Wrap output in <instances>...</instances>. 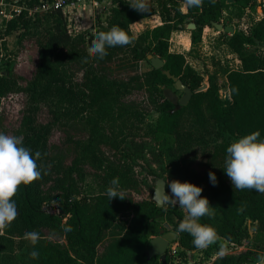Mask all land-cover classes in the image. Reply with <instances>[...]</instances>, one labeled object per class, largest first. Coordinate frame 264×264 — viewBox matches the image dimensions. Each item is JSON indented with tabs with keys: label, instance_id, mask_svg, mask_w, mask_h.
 I'll list each match as a JSON object with an SVG mask.
<instances>
[{
	"label": "trees",
	"instance_id": "16d2710c",
	"mask_svg": "<svg viewBox=\"0 0 264 264\" xmlns=\"http://www.w3.org/2000/svg\"><path fill=\"white\" fill-rule=\"evenodd\" d=\"M26 1L34 5L40 0ZM114 1L119 7L113 9L102 32L115 26L133 35L131 25L154 14H159L163 23L147 26L132 44L107 48L108 55L104 59L88 57L86 34L72 36L60 10L35 15L25 10L5 28H1L0 22V50L5 51L8 50L5 38L14 30L41 27L36 32L39 61L26 87L28 99L21 130L23 146L31 150L33 158L37 151L41 153L37 164L42 172L41 179L31 185H21L13 198L18 216L5 229V234L0 235V264H85L86 259L91 264H171L169 255L166 260L159 256L149 259L147 255L151 239L161 234L159 217L163 213L173 220L179 233L176 241L180 253L189 255L198 251L193 237L178 230L185 216L179 205L165 203L159 207L153 199L135 200L129 196V192L142 183L134 166L139 157H145L144 152L150 145L148 140L178 134L182 115L186 113H189L190 130L184 132V136L188 142L181 150H170L169 178L202 187L201 196L208 198L216 215L202 217L200 223L211 225L219 238L241 242L245 232L251 234L255 224L254 242L264 243V194L256 190H235L224 170L227 147L232 142L256 131L260 133L258 139L264 140V15L249 25L248 32L242 28H236L232 34L224 32L228 35V48L241 61L239 68L227 72L226 97L212 76L210 85L198 90L204 84V76L188 62L184 53L173 52L169 47L172 33L186 30L190 23L196 24V28L190 29L192 47H195L206 26L222 22L224 10L247 8L255 0H236L233 4L227 0L214 3L203 0L199 7L189 6L186 0H151L150 13L136 11L125 0ZM183 4H187L186 12L182 10ZM183 42L189 46V37ZM121 53L131 55L135 64L143 61L142 71L129 79L111 77L107 65ZM152 53L165 59L163 68L152 65L148 59ZM86 57L87 63L84 62ZM72 65L83 72V80L78 84L70 70ZM163 69L170 70L193 90L188 104L176 111V105L167 98L163 88L175 81ZM146 88L151 92L148 100L126 99L133 91ZM19 89L14 60L0 58V106L6 94ZM43 107L50 115L47 123L39 118ZM153 109L159 115L148 121ZM56 125L88 135L75 140L76 156L71 164L66 163L65 150L50 144V134ZM142 126L149 139L139 138L141 134L137 131ZM102 145L117 149V155H109ZM87 165L99 172L103 185L95 195L76 197L73 190L67 194L46 192L45 186L55 176L66 177L62 187L72 189L73 181L86 179ZM210 172L216 174L215 186L210 182ZM151 174L154 173L151 171ZM114 178L119 180L124 199L109 200L107 189ZM163 178L168 177L163 175ZM74 191L80 193L77 187ZM242 204L245 210L241 213L238 208ZM125 215H129L130 220H124ZM65 228L71 230L65 231ZM114 228L117 232L111 233ZM44 229L65 236L70 247L41 238ZM27 232L39 234L35 245L24 238ZM33 250L39 253L38 258L30 256ZM260 256L257 250L237 255L219 254L209 264H242L244 260L258 261Z\"/></svg>",
	"mask_w": 264,
	"mask_h": 264
},
{
	"label": "rangeland",
	"instance_id": "374dc122",
	"mask_svg": "<svg viewBox=\"0 0 264 264\" xmlns=\"http://www.w3.org/2000/svg\"><path fill=\"white\" fill-rule=\"evenodd\" d=\"M263 5V0H255L248 9H237L235 7L228 8L224 15V21L226 24L233 25L235 28H244L245 25L249 26L264 15ZM152 19L153 20L147 21L142 20L141 24L131 25L132 33L136 38L145 30L147 25L156 24V18ZM188 25L186 30H176L172 33L169 43L170 50L173 52L184 53L188 62L204 76V84H206L207 87L210 85V76L214 77L221 88L223 95H225L228 90L227 72L232 69H237L241 65L239 56L231 52L226 44L228 35L224 34V31H220L214 26H208L204 28L200 42L195 47H192L190 41V45L187 47L182 41L189 34L191 35ZM137 28H140L141 32H138ZM40 29L41 27L31 28L30 30L20 28L6 36V46L8 50L5 51L3 49L5 54L3 58H6L7 53L8 55L10 54L8 58L14 60L15 73L18 76L21 89L10 92L2 98L0 106V133L23 137L21 125L28 99L26 87L33 78L39 61V39L36 32ZM143 65V61L139 64H135V60L132 59L131 55L121 53L107 65V73L113 78L129 79L137 72H141ZM70 70L75 83H80L83 80V72L79 71L75 65H72ZM163 88H172L180 98L184 95V90L177 89L174 83L168 85L165 84ZM150 93V90L147 88L135 90L130 93L126 99L137 101L148 100ZM158 115L159 112L153 109V111L148 114L147 120H155ZM39 118L44 123L49 121L50 115L47 108L43 107L41 109ZM188 123L189 113H186L182 115L179 133L160 140H156L154 137H146L144 126L138 129L137 132L141 134L139 138H150V140H148L150 145L144 152L145 157H139L137 164L134 166V171L139 176V179L142 180V183L138 189L131 190L129 196L135 200L153 199L157 180L160 177L165 175L168 177L167 182L170 183L172 181L171 178H169V171L172 166L169 152L171 149L181 150L183 146L187 145L186 143L188 140L184 136V132L190 130ZM87 136V134L77 133L76 131L68 129L62 125H56L53 127L50 134V144L53 148L59 147L65 150L68 155L66 163L71 164L76 156L75 140L80 137L87 138ZM102 148L111 156L117 155V149H113L108 145H102ZM86 169V179L77 183H74L73 181L72 189H64V187H62V183L66 177L55 176L53 181L45 186L46 192L48 194L66 192L67 194L73 190V195L76 197L95 195L103 187L102 182L98 177L99 172L90 165H87ZM151 171L155 175L151 174ZM227 181L229 184L233 185L228 176ZM75 187L79 188L80 193H75ZM169 190V193H171V189ZM123 218L124 220H130L129 215H125ZM159 221L161 223L159 228L163 229L165 228L164 224L169 223L171 229L177 231L173 225V220L169 218L167 213H163L159 217ZM255 227L256 225L253 224L251 227V234L248 231L245 232L241 242H231L224 238H219L217 243L212 244L205 249L199 248L192 256L186 255L185 253L181 254L180 245L175 240L174 242L178 243L176 251L179 255L177 262L173 261L172 258L174 256H171V264H189V261H193L194 264H209L216 256L221 254V245L225 246L226 254L237 255L257 250L261 256H264V243H255L253 239V230ZM116 230L117 228H114L110 232H117ZM43 234L44 235L41 236V238L51 240L62 247H70L65 236L53 234L49 229H44ZM170 250L173 252L174 249L172 246ZM84 263L91 264V261L86 259L84 260ZM242 264H257V261L244 260Z\"/></svg>",
	"mask_w": 264,
	"mask_h": 264
},
{
	"label": "clouds",
	"instance_id": "9594fccd",
	"mask_svg": "<svg viewBox=\"0 0 264 264\" xmlns=\"http://www.w3.org/2000/svg\"><path fill=\"white\" fill-rule=\"evenodd\" d=\"M133 9L141 13L151 12V0H125ZM189 6H202L203 0H186ZM214 3L215 0H212ZM135 35H129L121 28L113 26L109 31L100 32L88 48V57L104 59L107 48L127 46L135 41ZM88 57L84 62H88ZM233 91H238L233 89ZM259 131L247 134L227 147L225 160V172L232 181L235 190H256L264 194V140L258 139ZM41 153L36 152L35 158L31 150L23 146V137L0 133V235L18 216V209L13 199L19 192L21 185H31L42 178V172L38 168L37 160ZM46 174V173H45ZM210 182L215 186L218 183L216 174L209 173ZM165 203L172 206L179 205L185 211V216L179 224L180 232H187L193 237V243L197 248L205 249L219 240L217 231L211 226L200 223L202 217L214 218L215 208L211 206L207 197H202L201 186L191 182L179 180L164 181ZM111 187L107 189L109 200L125 195L119 188L118 178L111 181ZM166 188L171 189L169 193ZM245 210L242 204L238 212ZM63 227V226H62ZM71 230L65 228V231ZM25 239L35 245L39 240L36 232L25 233ZM226 254V248L221 245V255ZM32 258H38L39 253L33 250ZM257 264H264V256L258 258Z\"/></svg>",
	"mask_w": 264,
	"mask_h": 264
},
{
	"label": "built area",
	"instance_id": "2783aa9c",
	"mask_svg": "<svg viewBox=\"0 0 264 264\" xmlns=\"http://www.w3.org/2000/svg\"><path fill=\"white\" fill-rule=\"evenodd\" d=\"M117 7H119V3L114 0H40L34 5L28 4L26 0H0V22L1 28H5L11 19L19 16L25 10L29 15L60 10L66 20L68 32L72 36H78L81 33L86 34L87 47L89 48L98 33L102 32L104 26L108 25V19L112 16L113 9ZM248 28L249 26L245 25L242 29L248 32ZM3 51L1 48L0 58L5 56ZM8 56L10 54L6 57ZM221 93L223 95L222 90ZM227 94L226 91L223 96L226 97ZM229 98L231 99L230 96ZM171 246L174 249L173 252L170 250ZM177 247L178 243L173 241L168 248V255L170 257L173 255L172 259L175 262H177L179 255L176 251Z\"/></svg>",
	"mask_w": 264,
	"mask_h": 264
},
{
	"label": "water",
	"instance_id": "95a60500",
	"mask_svg": "<svg viewBox=\"0 0 264 264\" xmlns=\"http://www.w3.org/2000/svg\"><path fill=\"white\" fill-rule=\"evenodd\" d=\"M235 1L236 0H227L229 4H233L235 3ZM214 27L220 31L228 32L230 34L235 32V27L233 25L224 24L222 22H215ZM188 28L189 29L196 28V24L190 23L188 25ZM148 59L151 61L152 65L156 68H163L165 65V59L160 54L158 55H155L153 53L149 54ZM163 72L169 78H172L175 81V85L177 89L184 90V95L180 98L179 95L176 94V92L172 88L165 89V95L169 100H171L176 105L174 109V111H176L179 108L188 104V102L190 101L193 95V90L189 86L185 85L179 77L173 75L170 72V70L163 69ZM206 88L207 85L203 84L198 90H204ZM165 180L167 179L163 177H160L157 180V186L153 194V200L157 203L159 207H163L165 204V193H164ZM164 226L165 228L161 229V234L151 239V246L147 250V255L149 259L155 256H159L162 260H166L170 243L178 238L179 233L175 230H172L171 225L169 223H165Z\"/></svg>",
	"mask_w": 264,
	"mask_h": 264
},
{
	"label": "crops",
	"instance_id": "0c3cea01",
	"mask_svg": "<svg viewBox=\"0 0 264 264\" xmlns=\"http://www.w3.org/2000/svg\"><path fill=\"white\" fill-rule=\"evenodd\" d=\"M250 7V6H249ZM248 8V7H247ZM182 10L184 11V12H186L187 10H188V8H187V4H183L182 5ZM225 13H226V10H224V15H225ZM224 15H223V18H222V23H224L225 24V21H224ZM263 16V15H262ZM152 18H156V24H153V25H147V26H150V27H155V26H157V25H159V24H162L163 23V21H162V18H161V16L159 15V14H154V15H152V16H150V17H147V18H143V19H140V20H138V21H136V22H134L133 24H132V26L135 24V25H137V24H141V22H142V20H153ZM146 26V27H147ZM206 27H208V26H206ZM236 29V28H235ZM137 31L138 32H141V29L140 28H137ZM176 31V30H175ZM187 37H189V39H190V41H191V38H190V34L187 36ZM5 40H6V38H5ZM182 43L186 46V44L182 41ZM190 45V44H189ZM188 47V46H187ZM197 251H195V252H189V255L190 256H192L193 254H195ZM189 264H194V262L193 261H189Z\"/></svg>",
	"mask_w": 264,
	"mask_h": 264
}]
</instances>
